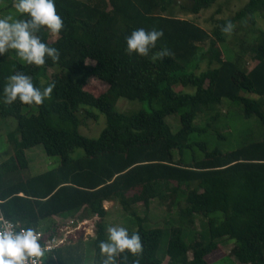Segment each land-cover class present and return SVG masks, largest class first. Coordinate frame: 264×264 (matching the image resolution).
Returning <instances> with one entry per match:
<instances>
[{"label":"trees","instance_id":"obj_1","mask_svg":"<svg viewBox=\"0 0 264 264\" xmlns=\"http://www.w3.org/2000/svg\"><path fill=\"white\" fill-rule=\"evenodd\" d=\"M216 1L54 0L62 28L54 40L47 30L38 35L57 49L58 58L46 57L43 65L34 66L12 59L11 50L0 55V85L16 71L27 74L34 87L53 84L40 105L0 103V117L16 120L15 130L8 134L5 153L10 156L0 164V210L5 217L35 230L63 214L75 220L97 217L95 263L100 264L97 243L105 239L106 201L118 202L137 215L139 203L147 208L151 199L165 201L168 196L170 207L183 197L189 206L181 211L180 220L194 225L195 217L202 215L209 239L188 243L181 229L174 228L167 248L170 264H208L206 257L230 240H234L230 254L239 263L264 264V129L262 140L226 154L208 151L204 142H188L197 130L193 120L198 112L212 110L223 98L240 102L244 115L255 113L264 128V33L258 42L259 37L250 35L254 26L249 28L253 46L245 47L244 41L240 53L228 60L221 49L228 33L220 31L225 22H231L233 33L248 19L253 25L256 12L264 21V0H249L231 17L216 19L210 32L178 15H197ZM136 28L162 32L147 56L125 50L124 37ZM161 49L169 55L154 58ZM248 49L256 60L250 69L241 64ZM202 62L207 67L197 72ZM90 78L108 88L96 96L86 88ZM175 85L195 91H177ZM241 90L261 98L243 96ZM119 97L148 101L150 109L119 112L115 108ZM32 107L36 111L23 112ZM93 108L106 118V127L96 138L79 131L84 119L98 118ZM173 113L180 115L176 133L164 121ZM37 144L48 155L59 156L61 163L23 179L19 172L28 167L25 150ZM197 145L203 158L195 154ZM76 148L84 154L74 157ZM188 149L192 155L187 160ZM136 218L137 230L128 232L140 235L142 251L127 254V264H161L156 255L161 230L146 229L143 219ZM66 223L47 226L43 232L54 235ZM63 251L49 253L46 264H82L81 257H66ZM115 264H121L119 257Z\"/></svg>","mask_w":264,"mask_h":264},{"label":"rangeland","instance_id":"obj_2","mask_svg":"<svg viewBox=\"0 0 264 264\" xmlns=\"http://www.w3.org/2000/svg\"><path fill=\"white\" fill-rule=\"evenodd\" d=\"M249 0H217L210 8H207L201 11L197 15L191 14H178L179 17L186 18L189 20L195 21L201 27L205 28L207 31H211L213 27L216 25V19H226L234 15L239 9L244 7ZM12 0H0V17L5 15H14V9L12 8ZM255 23L252 25L250 20H246V23H240L237 25L239 27L242 25V28H237L236 31L230 32L226 36V41L221 44V49L224 53V56L228 60H233L237 54L240 53L244 41L245 47L253 46V40L250 35L254 37H259L258 42L262 38V34L264 33V21L262 19V15L259 12H256L255 15ZM254 26V32L250 33L248 29ZM54 40L56 35H53ZM257 42V43H258ZM204 47H207V43L203 44ZM243 57L241 60V64L244 65L247 69H250L256 63L254 59L253 53L249 51V49L242 53ZM224 57V58H225ZM12 59L17 62L23 64L18 61L14 56ZM206 62H202L199 65V69L196 71L199 72L201 70L206 69ZM53 68L52 70H54ZM52 70L49 71V74L52 73ZM46 81V78L42 79V82ZM87 90L95 94L96 96L103 93L107 88L104 82L97 80L95 78H90L87 86ZM177 91L182 92H190L193 93L195 90L193 87H181V85H175L174 87ZM240 94L246 97L260 99L261 97L255 95L253 93H249L241 90ZM264 99V98H261ZM157 105L154 104V107ZM115 108L119 112L125 114H133L137 113L141 110H149L150 103L148 101H139V100H131L126 97H119L116 100ZM98 116L96 120L93 118H86L83 121V124L79 126V131L82 135L87 137L96 138L100 135L102 130L106 127V118L104 114H102L98 109H92ZM198 112L196 117L193 120V125L196 127V131L189 136L188 142H195L196 144L199 142H204L206 144L207 150L217 149L223 154L231 152L233 150L239 149L247 144L252 142H257L262 140L263 138V124L258 118V116L253 113L250 117H246L244 115V108L240 102H235L226 98L222 99V102L215 106L212 110H206ZM30 111H36L35 107L31 109L24 108L23 112L28 113ZM215 118V119H214ZM164 121L170 127L172 132L176 133L180 127V115L178 113L169 114L164 117ZM16 128V120L7 117H0V164L9 158L10 155H7L5 152L9 149L10 143L8 141V134L15 130ZM194 150L196 151L197 158H203L204 152L199 146H195ZM26 158L28 160V167L19 172L20 177L23 179L36 176L47 171L53 170L57 168L61 159L57 155H48L44 149L42 144H37L33 147H30L25 150ZM84 154V150L82 148H76L74 151V157L80 156ZM186 159L190 158L192 155V150L188 149L185 151ZM176 157L178 154L176 153ZM170 195V192L167 195ZM156 197L151 199L149 206L146 208L140 203L136 205L137 215L143 219L142 225L146 229H154L158 228L161 230V238L160 243L157 249V257L160 259L161 264H170L169 257L167 253L168 243L171 237L172 230L174 228L181 229V237L188 243H192L194 240H203L205 243L208 242V224L206 219L202 216H196L194 225L186 222H182L181 216L183 213L181 211L185 210L189 204L187 201L180 197V202L178 204H169V197L165 198ZM105 208L108 209V215L104 220V224L112 225V226H121L128 229V231H136L138 228V220L136 218L137 215L132 214L130 211H126L123 207L118 203H105ZM75 217H71L69 214H63L59 217H52L43 222L40 226L41 231H46L47 226L55 225V223H60L63 221L70 222L71 219ZM87 219V224L84 228H80V230L75 229L77 226V222L80 220H76V225L70 227L73 230L71 232L69 238H67L66 242H74V240H80L84 234L87 235L86 240H80V252L82 254V262L83 264H96L97 254L96 247L94 245V237H95V226L94 224L97 221V217H89ZM75 220V219H74ZM106 237V234H105ZM226 250L228 251V255L218 259H210L211 262L208 264H240L234 256H232L231 249L234 244V240L228 241ZM189 258H192V253H188Z\"/></svg>","mask_w":264,"mask_h":264},{"label":"clouds","instance_id":"obj_3","mask_svg":"<svg viewBox=\"0 0 264 264\" xmlns=\"http://www.w3.org/2000/svg\"><path fill=\"white\" fill-rule=\"evenodd\" d=\"M14 15L0 17V55L14 52L16 59L26 65L41 66L45 58L55 61L58 51L47 46L38 33L47 30L56 35L62 28L54 0H12ZM231 22L220 28L222 33H230ZM162 32L156 29L136 28L125 37V50L131 55L147 56L156 45ZM167 49H161L156 57L168 56ZM53 84L34 87L31 78L20 71L13 72L0 85V103L40 105L47 98ZM106 237L98 241L100 264H115L119 257L121 264H127V254L138 255L142 251L140 235L129 234L121 226H105ZM50 247L41 243V233L26 223L0 220V264H42ZM135 264V261L133 262Z\"/></svg>","mask_w":264,"mask_h":264},{"label":"built area","instance_id":"obj_4","mask_svg":"<svg viewBox=\"0 0 264 264\" xmlns=\"http://www.w3.org/2000/svg\"><path fill=\"white\" fill-rule=\"evenodd\" d=\"M0 220L12 221L3 215L1 210H0ZM87 221H88L87 219L80 220V222H77V226H75L76 220L71 219L70 222H67L66 224L60 226L57 229L56 234L54 235H50V234L47 235L41 230H36L41 233V243L46 244L50 247V251L45 254V259L43 260L42 264H46V259L49 253H53L55 249L59 248L60 246H62L63 243L66 242L70 233L73 232V230L70 229V227L75 226V229L80 230V228L85 227V225L87 224Z\"/></svg>","mask_w":264,"mask_h":264},{"label":"crops","instance_id":"obj_5","mask_svg":"<svg viewBox=\"0 0 264 264\" xmlns=\"http://www.w3.org/2000/svg\"><path fill=\"white\" fill-rule=\"evenodd\" d=\"M110 202L113 203V201H106L105 203H110ZM86 234H84L80 240H86V238H87V235ZM80 240H74V242L63 243L62 246L59 247V249H64V251L62 252V255L63 256H66V257H68L69 255H71L73 257H81L82 258L83 256H82V254L80 252V249H79V247H80ZM228 243L229 242L223 243L222 245H220V247L218 249H216L214 252L210 253L206 257L207 262L208 263L211 262L210 261L211 258L214 259V260H218V259H220V258L228 255L229 253L226 250V248L228 247L227 246ZM47 258H48V256H47ZM82 260H83V258H82ZM46 261H48V259H46ZM82 264H83V262H82Z\"/></svg>","mask_w":264,"mask_h":264},{"label":"bare ground","instance_id":"obj_6","mask_svg":"<svg viewBox=\"0 0 264 264\" xmlns=\"http://www.w3.org/2000/svg\"><path fill=\"white\" fill-rule=\"evenodd\" d=\"M63 237V236H62Z\"/></svg>","mask_w":264,"mask_h":264}]
</instances>
